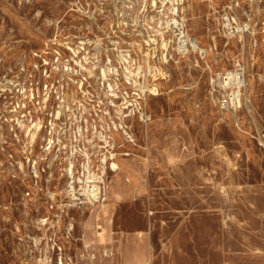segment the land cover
<instances>
[{"label":"rangeland","instance_id":"374dc122","mask_svg":"<svg viewBox=\"0 0 264 264\" xmlns=\"http://www.w3.org/2000/svg\"><path fill=\"white\" fill-rule=\"evenodd\" d=\"M0 264H264V0H0Z\"/></svg>","mask_w":264,"mask_h":264},{"label":"built area","instance_id":"2783aa9c","mask_svg":"<svg viewBox=\"0 0 264 264\" xmlns=\"http://www.w3.org/2000/svg\"><path fill=\"white\" fill-rule=\"evenodd\" d=\"M212 87L221 109L238 111L242 107L245 71L241 65L234 70L216 75Z\"/></svg>","mask_w":264,"mask_h":264},{"label":"bare ground","instance_id":"6f19581e","mask_svg":"<svg viewBox=\"0 0 264 264\" xmlns=\"http://www.w3.org/2000/svg\"><path fill=\"white\" fill-rule=\"evenodd\" d=\"M183 45H185V43H183ZM191 45H192V47H193L194 49H199V46H198V44H197L196 42L192 41ZM185 46H186V45H185Z\"/></svg>","mask_w":264,"mask_h":264}]
</instances>
